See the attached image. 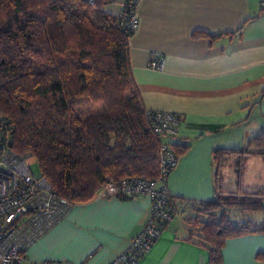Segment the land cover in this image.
Listing matches in <instances>:
<instances>
[{
    "label": "crops",
    "instance_id": "obj_1",
    "mask_svg": "<svg viewBox=\"0 0 264 264\" xmlns=\"http://www.w3.org/2000/svg\"><path fill=\"white\" fill-rule=\"evenodd\" d=\"M125 1L112 0L103 9L117 15ZM136 1L138 27L128 39L132 77L145 109L179 115L177 133L162 141L184 150L165 181L181 221L174 214L135 264H211L207 248L188 239L184 218L192 203L214 198L212 152L240 149L264 132V11L258 0ZM159 55L163 69H154L150 61ZM234 163L228 156L224 164L222 187L228 190L237 189ZM250 166L258 189L264 188V157H249L244 176ZM249 183L242 177L240 188L251 190ZM100 192L72 204L27 249L28 261L110 264L123 252L148 218L150 199ZM251 214L264 219V203ZM220 264H264V233L227 239Z\"/></svg>",
    "mask_w": 264,
    "mask_h": 264
},
{
    "label": "trees",
    "instance_id": "obj_2",
    "mask_svg": "<svg viewBox=\"0 0 264 264\" xmlns=\"http://www.w3.org/2000/svg\"><path fill=\"white\" fill-rule=\"evenodd\" d=\"M112 0H0V110L11 126L10 146L34 156L41 175L71 204L93 199L108 179L157 177L161 135L146 128L133 80L124 13ZM90 112L82 113L81 106ZM98 106V107H96ZM177 157L184 149L175 145ZM184 145L183 148H186ZM235 157L237 189H221V169ZM264 157V132L240 149H215L214 198L192 203L188 239L222 262L229 238L264 233V219L232 221L227 210L262 209L264 188L242 190L246 160ZM169 207L180 211L170 196Z\"/></svg>",
    "mask_w": 264,
    "mask_h": 264
},
{
    "label": "built area",
    "instance_id": "obj_3",
    "mask_svg": "<svg viewBox=\"0 0 264 264\" xmlns=\"http://www.w3.org/2000/svg\"><path fill=\"white\" fill-rule=\"evenodd\" d=\"M258 2L261 11H264V0ZM136 5V0H126L121 5L124 25L133 32L138 27ZM150 66L163 69V57L153 58ZM180 123L181 118L175 113L145 110L146 128L161 137L175 135ZM10 131L11 126L0 110V264H37L28 261L27 249L58 223L72 204L52 188L46 177L32 175L30 166L35 163V158L31 155L19 156L12 150ZM177 162L175 145L162 141L157 154L158 173L155 179H108L102 185L100 193L105 197L145 194L150 199L149 215L141 230L110 264H135L173 219L165 181Z\"/></svg>",
    "mask_w": 264,
    "mask_h": 264
},
{
    "label": "rangeland",
    "instance_id": "obj_4",
    "mask_svg": "<svg viewBox=\"0 0 264 264\" xmlns=\"http://www.w3.org/2000/svg\"><path fill=\"white\" fill-rule=\"evenodd\" d=\"M96 107H98V106H96ZM81 111H82V113H87V112H90V107H89V105H86V104H84V105H82L81 106ZM164 137V136H163ZM253 169H255V167L253 166H250L249 168H248V170H247V173L245 174V176L243 175V177H244V179H245V181H250V183L248 184V186H250V188H252L251 190H253V189H255L256 190V187H257V189H258V186L256 185L258 182V180L253 176V175H251V173H250V171L251 170H253ZM30 170H31V173H32V175L34 176V177H38V176H40L41 175V171H40V168H39V165H38V163H33L31 166H30ZM220 175H222L223 177V179H222V181H221V184H220V186H221V189H223V190H228L227 188H223L222 187V183H223V181H224V179H225V177H227L228 175H226V173L224 172V167L221 169V172H220ZM248 178V179H247ZM229 179V178H228ZM189 208H190V206H189ZM188 211H190V209H188ZM227 212H228V216H229V218L232 220V221H234V222H236V221H238V220H247V219H250V217L252 218L253 217V215L251 214V213H247V214H244V213H240L237 209H233V208H230V209H228L227 210ZM182 213L180 212V211H178V212H176L175 213V221H181V218H182V215H181Z\"/></svg>",
    "mask_w": 264,
    "mask_h": 264
}]
</instances>
